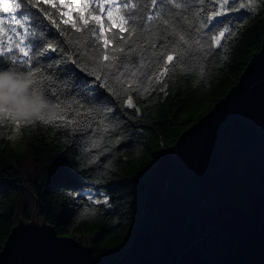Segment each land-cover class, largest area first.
<instances>
[{
    "label": "trees",
    "instance_id": "1",
    "mask_svg": "<svg viewBox=\"0 0 264 264\" xmlns=\"http://www.w3.org/2000/svg\"><path fill=\"white\" fill-rule=\"evenodd\" d=\"M261 1L258 11H229L213 20V13L220 9L218 0H175L180 8L171 0H156L155 7L151 0H129L127 10L116 7L122 5V0H53L56 7L44 0H28L27 10L32 14L29 19L34 20L35 27L31 22L25 24L18 15L26 7L22 0H10V12L0 6V48L12 47L19 60H26L15 49L19 37L10 29H43L47 42L57 48L47 54V59L33 57L34 63L39 60L44 74L53 77L51 84L45 83L64 105L79 107L82 112L91 110L80 117L75 130L74 126L21 122L24 150L15 143L16 125L11 120L0 124V251L19 220L30 221L37 216L52 224L60 235L75 236L90 245L96 258L106 262L121 258L141 224L146 203L142 184L156 164L155 153L173 144L183 130L225 96L260 50L264 39V0ZM16 3L21 4L20 9L13 7ZM61 3L69 7L62 8ZM82 3L92 7L73 8ZM98 4L104 5V12L96 14L101 15L106 27L109 10L114 19L126 12L134 14L125 27L136 29L132 35L135 44L129 41L125 47L128 56L121 55L120 60L129 72L137 71L139 84L133 87H140L139 92L117 83L107 69L100 73V80L92 74L93 69L99 71L105 63L96 51H104L102 40L94 50L91 40L95 37L77 32L71 24L82 26L78 17L83 14L88 19ZM61 12L67 15L61 16ZM149 16L153 19L149 20ZM201 24L207 27L196 32ZM94 25L89 19L87 27ZM221 25L231 28L233 34L226 33L221 39L222 47L217 48L209 36L218 35ZM173 31L186 38L196 36L202 43L211 44V49L206 45L194 60L177 64L164 76L153 75L149 85L140 73L160 71L161 53L177 47L174 42L178 37L171 34ZM115 33L117 28L112 33L105 32V36L111 38ZM123 35L127 37L129 33ZM84 40L89 41L87 47L81 46ZM115 44L113 40L109 47ZM130 48L135 51L130 52ZM85 51L91 59L83 55ZM4 68L0 62V69ZM129 79L127 73L121 78ZM126 95L132 97L135 107H128ZM88 123L91 129L86 127ZM94 143L99 146L93 147ZM87 189L98 192L102 200L92 201L84 192Z\"/></svg>",
    "mask_w": 264,
    "mask_h": 264
},
{
    "label": "water",
    "instance_id": "2",
    "mask_svg": "<svg viewBox=\"0 0 264 264\" xmlns=\"http://www.w3.org/2000/svg\"><path fill=\"white\" fill-rule=\"evenodd\" d=\"M155 160L121 258L100 260L35 216L13 226L0 264H264V39L237 83Z\"/></svg>",
    "mask_w": 264,
    "mask_h": 264
},
{
    "label": "snow or ice",
    "instance_id": "3",
    "mask_svg": "<svg viewBox=\"0 0 264 264\" xmlns=\"http://www.w3.org/2000/svg\"><path fill=\"white\" fill-rule=\"evenodd\" d=\"M171 2L174 4L176 8H180L181 4L175 3V0H171ZM203 0H201V3ZM22 3L25 4V10L21 11L18 15L20 18L25 22V24L31 22L33 23V27H35V22L30 21V16L32 15L28 10V0H22ZM44 3H51L52 7H56V4L53 2V0H44ZM255 0H249V2L243 3L241 0H223V4L220 6L221 9H223L225 6L231 5V7L228 9L229 11H240V9H247L248 11H254ZM156 0H151V6L155 7ZM0 6L3 7L4 12H10L12 11V8L7 3H4L3 0H0ZM84 9H88L92 7L89 3H82L80 5ZM123 7L124 9L129 8V0H122V5H116V7ZM15 9H20L21 4L16 3L13 6ZM62 8L69 7V4L61 3ZM131 7L135 8V5H131ZM97 12L103 13L104 12V5L98 4L95 8V10L90 13L89 18L86 19L83 14H81L78 19L83 22L82 26H78L75 22H72L71 27L72 29H75L77 32L89 33L90 37H95L94 40H91V47L95 50V45L97 42L102 40L103 44V52H99V50H96L99 54L100 60L105 62L102 64V67L99 68V71L97 69L92 70V74L95 75L97 80H100L101 72H103L105 69L109 70L108 74L113 76V79L117 83H123L126 84L127 88H130L132 91H141L140 87H133V84H139V80L137 77V71H131L129 72L128 66L125 65L121 60L120 56H128V53L125 52V47L129 44V41H131L133 44H135V41L132 40V35L136 33L135 28H126L125 25L129 23L130 20H133L134 14L130 12H126L125 16H127V19L125 16H118L116 19L113 18V11L109 10L107 12V19L109 21V25L106 27L103 19L101 18V15L96 14ZM47 15V13H45ZM61 16L67 15L65 12L60 13ZM159 15V14H157ZM227 13L224 11H217L213 13L212 19L215 20L217 17H223L226 16ZM11 19L15 20L16 17L13 16ZM49 19L52 23H55V20H52L49 16ZM89 19L95 22V25L91 28H88L87 25L89 24ZM149 20H152L153 17L149 16ZM19 23V21H18ZM64 24H68V20H63ZM164 23H168V21H164ZM56 27L59 29L60 25L56 24ZM207 27L206 24H201L199 28L195 29L196 32H200L201 29ZM113 28L118 29V33H115L111 38L105 36V32L112 33ZM221 29L218 32V35H210L209 40L215 41V47L219 48L222 47L221 45V39L225 38L226 33L231 36L232 30L229 27H224L221 25ZM10 32L14 34L15 36L19 37V40L15 44V49L18 51L19 54H22L24 57H26V60H19L17 54H14V49L12 47H7L6 49L0 48V62L3 63L5 66L4 69L11 68L13 71H15L17 74L24 76V77H34L35 82L38 86L43 87L45 89V95L48 97L49 100L53 102V105L56 109L55 113L50 116H44L42 115L38 120L43 125H51L54 127H73V130L75 128H78L81 120V116L87 115L91 110H88L87 112H82L79 107L73 108L71 105H64L61 103L58 98L56 97L55 92L48 87V85L45 83V81L48 82V84H51L53 81V77L51 75H45L43 69L38 66L39 60L36 59L35 63L33 62V57H40L43 56L45 59L48 58L47 54L49 52H56L57 48L54 47L51 43H48L46 40V34L43 32V29H37L35 31L30 30L27 27H22V30H17L16 28L10 29ZM128 32L129 35L126 37L123 35V33ZM99 33V34H97ZM172 35H175L178 37V40L174 43L177 45V47H174L171 52L165 51L161 53V56L163 57V63L161 66V69L158 73H152V72H141L140 76H143L145 81L148 82L149 85H151L152 77L153 75L164 76L165 74L172 72L175 70V67L177 64L185 63L186 60H194L196 54L201 50L204 49L205 46L209 49H211V44H208L207 42L202 43L201 39L197 38L196 36L189 35L187 38L185 35L180 34L178 32L173 31L171 33ZM115 40L116 44L114 47H109L112 41ZM71 43V41H69ZM77 43H81V41H77ZM46 45V46H45ZM89 45L88 40H84L81 43L82 47H87ZM154 47V45H152ZM130 52H134L135 48H130ZM30 53L32 54L30 56ZM210 54V53H206ZM83 55L87 58L89 57V53L85 51ZM178 58V59H177ZM74 64L76 63L75 60L72 61ZM145 65L142 63L141 67H144ZM48 67H52V65H48ZM128 74L131 79L127 81H122L121 78L125 76V74ZM39 74V75H38ZM157 83H162L161 80L157 79ZM144 91H147V89H143ZM126 103L128 107H135L133 104V100L131 96L126 95L125 97ZM15 125H16V132L19 133V125L21 124V120L18 118H11L10 119ZM35 121L28 122L29 124L34 123ZM100 124H103V120L99 121ZM88 129L92 128V124L88 123L86 125ZM104 131H107V128L103 129ZM99 145L97 143L93 144V147H98ZM99 203L100 201H96Z\"/></svg>",
    "mask_w": 264,
    "mask_h": 264
},
{
    "label": "clouds",
    "instance_id": "4",
    "mask_svg": "<svg viewBox=\"0 0 264 264\" xmlns=\"http://www.w3.org/2000/svg\"><path fill=\"white\" fill-rule=\"evenodd\" d=\"M55 111L45 89L36 84L34 77L21 76L11 68L0 69V124L11 118L28 123Z\"/></svg>",
    "mask_w": 264,
    "mask_h": 264
},
{
    "label": "rangeland",
    "instance_id": "5",
    "mask_svg": "<svg viewBox=\"0 0 264 264\" xmlns=\"http://www.w3.org/2000/svg\"><path fill=\"white\" fill-rule=\"evenodd\" d=\"M9 1L10 0H3L4 3H9ZM72 1L77 2L78 0H72ZM218 2H219V5L220 6L223 4V0H218ZM241 2L247 4L249 2V0H241ZM254 6H255V11L260 10L262 8V1L261 0H255ZM73 8H75V9H81V6L80 5H76ZM228 9H229L228 6H225L223 9H221V7H220L219 11H224V12L227 13V12H229ZM240 10H247V9H240ZM22 138L23 137L20 134V132L19 133H16V135L14 136L15 143H17V145H19V147H21L24 150V141L22 140ZM84 192L88 194V196L90 197V199L92 201L102 200V197H100L98 195V192H93V191H90L88 189L87 190H84ZM101 193H103V192L101 191Z\"/></svg>",
    "mask_w": 264,
    "mask_h": 264
}]
</instances>
